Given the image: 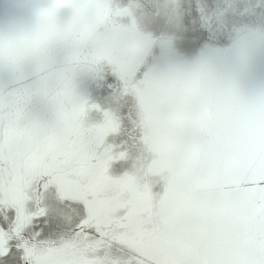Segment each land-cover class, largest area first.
Listing matches in <instances>:
<instances>
[{
	"label": "snow or ice",
	"instance_id": "1",
	"mask_svg": "<svg viewBox=\"0 0 264 264\" xmlns=\"http://www.w3.org/2000/svg\"><path fill=\"white\" fill-rule=\"evenodd\" d=\"M0 264H264V0H0Z\"/></svg>",
	"mask_w": 264,
	"mask_h": 264
}]
</instances>
